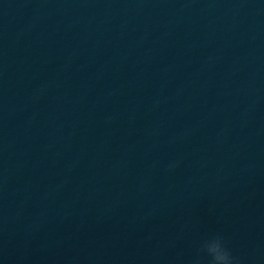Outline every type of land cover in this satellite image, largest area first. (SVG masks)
Returning <instances> with one entry per match:
<instances>
[{
    "label": "clouds",
    "instance_id": "9594fccd",
    "mask_svg": "<svg viewBox=\"0 0 264 264\" xmlns=\"http://www.w3.org/2000/svg\"><path fill=\"white\" fill-rule=\"evenodd\" d=\"M240 264L239 258L234 256L227 246L221 233L205 237L199 244L191 264Z\"/></svg>",
    "mask_w": 264,
    "mask_h": 264
}]
</instances>
